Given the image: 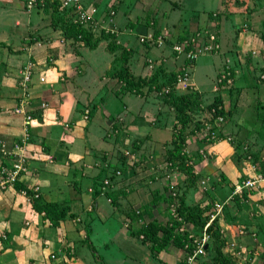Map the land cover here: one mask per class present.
I'll return each instance as SVG.
<instances>
[{"label": "crops", "instance_id": "obj_1", "mask_svg": "<svg viewBox=\"0 0 264 264\" xmlns=\"http://www.w3.org/2000/svg\"><path fill=\"white\" fill-rule=\"evenodd\" d=\"M101 1L109 2L110 0H83V5H94L96 7L100 5ZM146 1L148 3H144L145 5L142 6V8H144V13H146V15L149 14L152 19H154L156 27L160 30V34L169 30L173 36L170 37L173 39H180L184 36H190L193 32L195 33L196 29L197 31L209 29L208 26H206V24H208V19L205 17L209 0H169L172 2L174 7L166 4L164 7L168 8L167 12H162V15H159L157 12L160 0ZM122 5L123 2L121 0H115L114 5L110 6V8L114 11L113 16L110 18L111 22L113 20L111 26H114L116 29L119 27L120 23H118V18H116L115 15L121 7V15H119V17H121L124 21H128L129 26L133 28L134 26H132V21L134 22V19L132 17L131 10L130 12L127 11L128 8L125 9ZM41 9V7L39 8L35 6L29 10L30 12H26L24 8V0H0V140H4L8 145L12 140L20 136L22 132V129L20 131L18 128V125L21 126L20 121L17 122V120L12 117V114L9 113V108L14 106L15 98L17 96L14 86L16 85L15 80L17 82L16 76L19 73V68L27 58H33L39 68L37 70L38 78L40 76H43L44 78L43 82H39L37 78V82L31 88V92L34 95L33 105L37 108L38 102L43 100L46 102L47 106L43 109L39 108L36 110L37 114L35 116V121L29 130L31 139H33L34 136L36 139H40L39 143L32 141L33 144L38 146V151H35L34 148L28 144V170L18 179V184L27 187H36L39 193L38 198L41 201H54L57 204L58 209L64 211V214L62 218L58 219L56 226H51V224L47 223L49 220L42 215L41 212L36 211L32 207L31 203L23 201V199L18 195L17 188L15 186L0 192V264H51L49 260L57 259L59 256L57 253L59 252L64 254L62 255V258H64L65 261H60L59 259L53 261L54 264H76L79 260H75L76 257L74 256V251L78 245H81L77 235L78 232H76L74 227L71 226L69 221L71 214L78 216V218L81 219V225L83 224V226L87 228L86 240L88 241L89 246H91L92 251H94L93 242L90 241L93 228L98 227L99 229L108 232L107 225L111 215L108 213L109 211H107V204L118 210L121 216L123 215L120 222V225L122 226L121 223H123L125 215L124 212L119 209L120 203L122 202L123 205L130 204L132 201L129 200V197H138L140 199L142 195L153 190L150 193V199L146 200L147 203L135 201L131 204V207L134 209V206H137V210H135L137 215H135V217L141 218L143 221H158L160 218L158 206L161 204L159 201L160 198L158 199V194H160V192L156 191V186L152 183L156 180H163L164 182L168 181L171 184L170 187L175 190L174 185L169 180L168 173V179L164 176L155 180L151 179L147 181L149 184H144L145 186L143 185L141 187L140 184H137L139 187L136 188L134 187L135 184H133L127 177L128 172H121L117 169V166L120 163L119 162L117 165L115 164L111 167L113 171H102L100 169L101 167L98 166V169L96 168L97 172L99 171L98 175L95 177H88L90 178L89 180H87L86 177H83V179L87 181V188L92 185L93 190L96 188V191L92 193L80 191L76 181L78 180L77 178L82 175L86 176V172L88 171L83 170H86V166L89 165L90 159L89 154L84 155V152L82 151L83 137L89 132L88 128H86L85 131H82L79 128L78 131L75 132L76 126H74L71 130L72 133L70 132V134L64 133V131L61 133L56 129V125H59V122L63 120V115L60 109L68 108L67 105H69V103L72 104L73 102L70 99V96L72 95L68 90L71 85L66 86L63 84L67 83L69 76L72 75V72L67 73L64 71L65 69H69L67 60L74 58L72 49H76L78 46L75 47V45L79 44L80 41L75 42L70 38L64 39L61 36V31L58 28H53L48 21L44 23L45 20H36L35 16L37 15L42 16L41 18L45 17L42 15L40 11ZM263 12L264 0H240L238 4H236V7L225 0V60L222 66L227 65L231 68L234 67L237 69L235 70L232 68L233 82L227 89L229 91H227L225 95V101H227L228 104H230L228 100L232 101L233 99L231 89L237 79L242 81L244 85L243 87L249 86L255 88V85L257 84L258 87L255 89L264 93V77H261L259 73L264 65ZM135 15L137 16L138 14ZM170 17L175 18L172 20ZM187 18L189 23L186 22ZM193 20L194 22H192ZM213 23H215V26L212 25L213 27L210 30L213 29L215 31L218 43H220L219 34L220 30H223V27L221 24L217 25L216 21ZM243 24L246 25L245 28L242 27ZM258 24H260L262 28L257 27ZM132 28H129L128 34L117 29L115 38L116 42L123 44L130 52V57L128 58L126 65L133 74H135V70H141L145 73L142 72L139 75L147 76L146 74L150 72L148 67L145 66V60L147 59L152 60V66L153 63L156 65L161 62L162 67L167 71L181 68L184 63L183 56L171 53L167 44L161 47H145L144 45L143 50H131L128 42V40L131 39L128 38ZM183 29L186 30L184 31ZM140 30L141 33H144V30ZM148 30L149 28H147L145 32H149ZM122 34H125V37H123V40L121 41L119 37ZM57 43L59 45H57ZM53 44L56 47L55 51H51L52 49L49 47L53 46ZM92 50L94 51V49ZM252 51H254V53H252ZM79 52L80 50L78 53ZM217 53L218 49L208 56H214ZM108 55L110 56L111 61L112 54L108 53ZM137 57L141 58V60L145 57L146 58L142 62L141 60L138 61ZM47 58L49 60H47ZM206 61L207 59H203L200 63ZM248 68L251 69V74ZM43 70L50 71V80L48 82L45 81L46 77L43 74ZM78 71L80 73L81 69ZM257 75H259V79L257 78ZM111 79H113L114 83H116L114 78ZM250 79H252L254 83ZM56 82L62 86L60 88L56 87ZM189 86L199 94V106L202 107V100L205 102L203 94L197 90L194 83ZM146 92L148 91L145 89L143 90L142 95L129 92L115 94L114 92L115 97L118 96L122 98V100L119 99V104L116 105V111L113 119L116 121L118 126H114L116 129H114L115 132L112 133L114 128L113 121L111 123V121L107 119L105 121L107 124L103 123L106 127L107 133L102 137L104 139L105 136L113 138L111 146L112 150L109 152L102 151V158L104 154H107L103 159L113 157V147L118 146V148H121L123 145V139H130V136L131 144H138L135 149H137L136 151L139 150V152H137V156L142 159H145L147 156L161 157L165 149L169 147L167 142L169 141L170 136H164L163 130L169 131L174 122L173 108L162 98H156L157 100H153L151 98L152 90L149 91L150 95L146 94ZM220 93L221 92L219 91L217 94L221 97ZM133 96L141 99L142 103L136 102L135 105L134 102L136 100L132 98ZM130 97L132 99H130ZM220 101L223 102L222 98ZM143 102H145V105L148 103L151 105L149 109H145ZM78 109L82 112L83 109L90 108L88 105H84L82 108ZM226 111L227 113L229 112L228 110ZM88 112L90 116L91 112L89 110ZM263 114L264 111L259 112V115H256L257 119ZM144 118H149L147 123ZM224 125V123L221 124L218 130L220 131V134L225 131L223 133L226 134L225 137L227 139L231 137L233 133L226 131ZM262 125L258 122L256 125L257 129H264V123H262ZM204 126L210 128L212 123L208 120L204 121ZM126 128L132 134L126 135L121 132V129ZM143 130H146L144 138H142V134H144V132L142 133ZM257 131H252L249 135L241 133V136H243L242 140L248 141L249 139L255 138L264 143V136H258ZM109 132L110 134H108ZM195 133L196 135L188 136V149L191 151H189L190 153L188 152V154L191 156L194 169L193 172L198 175L196 180L197 186H199L198 182L200 179L206 178L209 182L208 176L210 174L205 175L204 173L209 171L208 164H214L217 159L222 161L231 152V150L226 139L225 141L220 140L215 144L212 143L214 145H210L209 143L212 142L209 141L208 138L210 129L198 130L195 131ZM53 134L55 136L51 138V135ZM201 137H204V139H201ZM224 142L225 144H223ZM39 145L43 146L44 149L40 150ZM224 146L225 150L219 151ZM185 148L187 151L186 145ZM141 149L143 150V153H141ZM200 149L201 151H199ZM223 152L226 154L225 157H223ZM198 154H201L202 157L198 156ZM47 157H51L53 160L48 161L46 159ZM90 157L93 158L90 160L91 163L93 160L94 163H98V161H100V158L96 155H91ZM261 159L262 157H260L259 160ZM83 160L88 162V164H85V167L82 163ZM227 164H225L227 168L226 171L228 173L227 177L224 176V178H220L219 176L216 178L217 182H215V177H212L217 187L214 189L210 187V183V185L206 183L207 186L204 188L208 190L213 197H216L214 202L221 200L219 199V194H214V190L218 188L219 193L221 184L223 182H228L234 175L235 171H230L231 169H229V167L232 168V165L230 164V166H228ZM142 165L146 164L142 163ZM260 165L264 166V159H262ZM66 167L68 169L71 168L72 171H63ZM78 169H81L82 171H79ZM119 173H121V175ZM219 173L220 175H224L225 172L222 171ZM176 175L177 173H174V177H176ZM67 176H70L71 181H75V183L71 182V189L70 184L67 181ZM106 177L111 178L109 185H104L102 183V180ZM86 181L83 182L86 183ZM103 188L104 190L100 191V189ZM196 193L197 190L194 194V198H198ZM257 193L259 192L256 191V194ZM262 193L263 192L261 191L258 194L259 199H261V201H259L261 202L259 204L260 208H255V216H251L252 220H255V222L259 220L257 223L260 224H262L264 220V197ZM153 203H155V206ZM217 203L221 204V207L215 214V218H217V221L220 224L219 220L221 217L225 224V207H223L225 205V199L223 198L221 202ZM221 210L224 214L220 213ZM238 211L239 214L245 212L244 206L240 205ZM128 219L130 220L131 217H128ZM232 220H234V217H231V221ZM123 227L125 228L126 224H124ZM136 241L139 242L140 245L148 248L145 243H142L137 239ZM52 244H55L57 249L49 250L48 254L52 252L55 255V258L49 259L48 255V258L46 259L43 251ZM132 249H137L138 251L141 250L142 252L145 250L144 248L141 249L136 247V244L135 248ZM163 253L164 251H160L154 255L155 259L153 260H156L157 264H164L162 258ZM69 260H72L73 262H68ZM146 260H150L148 253Z\"/></svg>", "mask_w": 264, "mask_h": 264}, {"label": "rangeland", "instance_id": "obj_2", "mask_svg": "<svg viewBox=\"0 0 264 264\" xmlns=\"http://www.w3.org/2000/svg\"><path fill=\"white\" fill-rule=\"evenodd\" d=\"M121 1L123 2L122 6L125 7V9L128 8L127 11L130 12L131 10V14L134 19V22L132 21L133 22L132 26L134 27L132 28L131 26H129L128 21L126 20L124 21L121 17H119V15H121V7L119 8L117 14L115 15V17L118 18V23H120L119 27H117L119 31H123L128 34L129 28H132L130 32V36L128 38V39H131V40H128L130 44V49L131 50L133 49L134 51L143 50L144 45L145 47H149V46L153 47L151 45H146L145 43H140L138 41V35L145 34L147 32V31L145 32L147 28H149L148 30L149 32H152L153 29H157L156 35L160 34V30L158 27H156L155 25L156 23L154 19H152V17L149 14L146 15V13H144V8H142V6L145 5L144 3L147 4L148 2L146 0H121ZM171 1H176V0H171ZM239 1L240 0H227V2L230 4H233L234 7H236V4H238ZM114 3H115V0H110L109 2L101 1L100 5L96 6L97 8V12H96L97 18L96 19L98 22L96 26H93L91 28L92 34L94 37H97L99 35L100 30L102 29L109 30V28H112L113 33L116 35L117 29L114 28V26H111V23H113V20L111 22V19H110L113 16L114 12L110 17H108L110 6L114 5ZM166 4H169L170 6L174 7L172 2H170L169 0H160L159 6L157 8V12L159 13V15H162V12H165V13L167 12L168 8L164 7ZM207 7L208 8L206 10V16H205L208 19V24H206V26H208L209 29L207 30L211 31L210 29L213 26H215V23H213L214 21L217 22V25L221 24V26L223 27V30H220V34H219L220 43H219L218 53L215 54L214 56H208V55H211L208 53L197 55L195 61L186 68V72L188 76V82L186 84L193 85L194 83L197 90H199L203 94L204 99H205V102H203L202 100V107L199 106L198 108H196L195 111H193V109L191 110L192 115H194L193 118H197V122L204 123V121L208 120L210 123H212V125H215L217 117L223 118V121L221 123L218 122V127H216L215 125L216 129L212 130L217 140L212 139L211 140L212 142L209 144L214 145L220 140L225 141L226 134L223 133L225 131L221 132L222 134H220V131L218 130L221 124L224 123L226 131H230L233 133L231 137H229V139H226V141L228 142V146H230L231 152L227 155L228 157L226 156V158L223 159L222 161L217 159L215 160L214 164L209 163L208 164L209 171L204 172L205 175L210 174L208 176L209 182L206 180V178L200 179V181L198 182L199 186L194 189L189 188L188 190H186L184 198L187 204H190V205L193 204L194 206H197L200 209H205V214H207L208 216L207 219H208L209 214L214 212V205H213L214 200H212L211 198H208L210 196L205 194L206 189L204 188L205 186H207L206 183L208 185L211 184L210 187L215 189L217 187V185L215 184V182H217L216 178L219 176L220 178L222 177L224 178V176L227 177L228 173L226 171L227 168L225 164L228 163L227 164L228 166H230L231 164L232 168L229 167V169H231L230 171H235L232 179H229L228 182L226 183L223 182L221 184V187L219 188L220 190L219 193H218V188L214 190V194H217V195L219 194L218 195L219 199L221 200H223V198L225 199V205L223 206L225 207V211H224L225 212V224L221 217L219 220L221 225L218 223L219 229H220L219 230L220 235L224 239V242H225V245L222 251L224 254H226L230 258L233 264H264V220L262 224H260V223H257L259 220L255 222V220H252L251 218V216H255V208L256 209L260 208L259 204L261 202L259 201H261V199H259L258 194L262 191L263 192L262 195L264 197V184L261 187L257 188L256 190L251 191L252 193L254 192L253 194L249 192L246 195H244V197L243 196L240 197L237 194L231 195L232 187L236 183H239L244 177H246L245 175L246 173H248V167L250 163H252V165L256 169H264L262 168L264 166L260 165V162L262 161V159H264V150H263L264 143L263 142L255 138H252V139H249L248 141H243L244 146L240 145L242 142L239 143V145L234 146V142H236L238 139L243 138V136H241V133L242 134L245 133L249 135L252 131L255 132L258 130L256 126L258 122H260L261 125L262 123H264V114L261 115L258 119L256 117L257 114L259 115V112L264 111V93L259 92L257 89H255L258 87L257 84L255 85V88L249 87V86L243 87L244 85L242 81L240 79H237V81L234 83L233 88L231 89V93L233 94L232 101L228 100L230 104H228L227 101H225L226 92L229 91L227 90L228 88L219 89L216 87V71H218L217 69H219V67L224 64V60H225V0H209ZM25 11L30 12L26 10V8H25ZM40 11L42 15H44L46 18L45 17L41 18L42 16L37 15L35 16V19L45 20L44 23L46 21L49 22L48 20L49 18L47 15L48 10L44 12V10L41 9ZM135 14H138V15L136 16ZM174 18L175 17H172V18L170 17V19L172 20ZM48 22H47V25H48ZM186 22L189 23L188 18ZM192 22H194V20ZM245 27L246 25L243 28ZM257 27L262 28L260 24H258ZM140 29L144 30V33L143 32L141 33ZM183 30L185 31L186 29H183ZM263 32H264V29H263ZM193 34L194 32L191 33L190 36ZM160 35L163 36V38L165 39V43L167 44L169 48L171 47L173 42L177 40V39L172 38L173 36L171 35L169 30H167V32L165 33L164 32L161 33ZM123 37H125V34L120 35L119 39L122 41ZM58 43L57 45L60 44ZM104 45H105V41L100 40L93 51L92 49L87 48L80 41L79 44L75 45V47L77 46L78 47L74 50L72 49L74 58L67 60L70 70L65 69L64 71L67 73L72 72V75L69 76V80L67 81V83H63V84H65L66 86L71 85V87L68 88V90L70 94L72 95L70 96V99L73 102L72 104L69 103V105H67L68 108L60 109L63 115V120L59 122L60 126L56 125V129L59 132L62 133L64 131V133H69V134L71 130L74 128V126H76L75 132H77L79 128L82 131H85V129L88 128L89 132L83 137V143H82V146H83L82 151L84 152V155L89 154V158H90L89 165H87L88 167L86 166V170H83V171H88V172H86V176L82 175L81 177L77 178L78 180L76 181L78 183L77 185L80 191L81 192L85 191V193L86 192L92 193L96 191V188L95 190H93L92 185L87 188L86 186L87 181L84 180L83 177L84 178L86 177V179L89 180L90 178L88 177L90 176L95 177L96 175H98V172H99V171L97 172L98 166L101 167L100 169L102 171L103 170L113 171L111 167L115 164L117 165L120 161H123V160L125 164L127 165H130L131 163H133L132 161L138 158H140L139 160H141V161L136 160L138 163H144L146 161L145 159H142L141 157L137 156L138 154L137 152H139V150L138 151H136L137 149L133 150L134 147L131 145L130 135H129L130 139L129 138L123 139L122 141L123 145L121 148H118V146L113 147V153H112L113 157L103 159L107 155V154H104L102 158V151L109 152L112 150L111 146H112V140H113L112 137L105 136V139L102 137L103 135H106L107 133L106 127L104 125V124H107L105 121L107 119L111 121V123L112 121H114L113 119H114V114L116 111V105L119 104L118 103L119 99L122 100V98L118 96L116 97L114 96L115 95L114 92L116 90L115 88L118 87L117 86L118 84L114 83L113 79L105 77L103 75L105 69H107L110 64V56L104 50ZM49 47L50 49H52L51 51L56 50V47L54 46V44L53 46H49ZM79 50L80 52L78 53ZM179 56H182V55H179ZM111 57H113V54L111 55ZM148 57H151V56H148ZM144 59L141 60V58L137 57L138 61L141 60L143 62ZM203 59H207V61L200 63V61ZM145 63H147L146 60H145ZM154 65L155 64L153 63V66ZM145 66H147V64H145ZM232 68L237 70L234 67ZM80 69H81V72L79 73L78 70ZM153 69L148 68L150 72L146 75L148 76L149 74H151ZM248 70L251 74V69L248 68ZM142 72L143 71L141 70H135V75H139ZM49 73L50 71L43 70V74L46 77V80H45L46 82L50 80ZM259 73L260 75H262V77H264V65L262 66L261 71ZM17 76H16V79L18 78ZM37 78H38V73L35 69L30 79L29 86L31 88L37 82ZM257 78L259 79V75H257ZM56 80H57V77H56ZM250 80L254 83L252 79ZM15 83H16V80H15ZM55 86L60 88L62 85L56 82ZM182 86H183L182 84L176 85V90L183 91L186 88H189V86L187 85L185 86V88H183ZM14 88L18 96L19 89L17 87V84L14 86ZM219 91L221 92L220 94H221V98L223 101L222 111L216 114L215 113L216 109L218 106H220V103H218L219 101H217V98H216V95ZM146 94L150 95L149 91L146 92ZM151 95H152L151 98L153 100H157L158 98L163 99V97H161L159 93L155 90H152ZM234 95L236 98L234 97ZM134 96L132 98L136 100L134 102L135 105H136V102L142 103L141 99L136 98ZM16 98H15V101H16ZM132 98L130 97V99ZM143 103L145 105V102ZM11 105H8V106H11ZM84 105H88V107L90 108L88 110L91 112L90 116L86 120L82 119L81 117L82 112L85 109H83L82 112H80L78 109V108H82ZM150 106L151 105L148 103L144 107L145 109H149ZM9 110H10L9 113L12 114V117H14V119L17 120V122H19L21 120V115L14 114L11 111V107L9 108ZM226 110H228L229 112L227 113ZM252 112H253V115H252ZM255 117L257 120L256 119L254 120ZM127 118H128V115H127ZM144 120L147 123L149 118H144ZM64 122L68 123L69 125L68 128L63 126ZM95 123H98V124H95ZM171 127L169 131L163 130L164 136L171 137V133H172ZM18 128L21 131L20 125H18ZM114 129H116V127L113 128L112 133L115 132ZM203 129L207 130L208 128L204 126ZM121 132L125 133L126 135L132 134L128 131L127 128L121 129ZM143 132L144 134H142L143 135L142 138H144L146 130H143L142 133ZM257 132H258L257 134L258 136L259 135L264 136V129L258 130ZM108 134H110V132ZM216 134H220V137L218 138ZM189 135L190 136L196 135V133L194 134L189 133L186 136L187 137V141H186L187 151H186V148L184 150L187 155H190L188 154V152L190 151V149H188L189 148L188 146L189 144L188 136ZM54 136H55L54 134L51 135V138H53ZM208 138L211 139L210 135H208ZM230 138L232 139L230 140ZM32 141H34L35 143H39L40 139H36L34 136L33 139L30 138V140L28 141V144L32 148H34L35 151H38V146L36 144H33ZM223 144H225V142ZM39 147H40V150L44 149L43 146L41 145H39ZM242 147H244V149H241ZM224 150H225V146L222 147L219 151H224ZM140 151L141 153H143L142 149ZM199 151H201V149ZM91 155H96L97 157L100 158V161H98V163L97 162L94 163V160H93V162L91 163L90 160L93 159L92 157H90ZM225 155H226L225 152H223V157H225ZM164 157L165 156H162L158 159L163 160ZM260 157H262L261 160H259ZM46 159L48 161L53 160L51 157H47ZM82 163L84 167H85V164H88V162L84 160L82 161ZM109 163H113V164H109ZM119 165L120 164H118V166ZM158 167H159V164H157L156 167H154V164H149V169L146 170L144 165H142V166H139L137 170H134L132 172L128 170L127 177L133 184H135L134 187L136 188L139 187L137 186V184H140V187H141L144 184L146 185L149 184L147 181L150 178V175H149V172H151L150 170H155ZM69 170L72 171L71 168L68 169L67 167L63 169V171H69ZM78 170L82 171L81 169H78ZM222 171L225 172L224 175H220L219 172H222ZM164 173L165 174L163 176L166 179H168L167 178V173H168L169 180L174 185L175 190H173L170 187L171 184L168 181L164 182L163 180H156L154 183H152L156 186V191L160 192V194H158L159 195L158 199L160 198L159 201L161 203L158 206L160 218L157 221V223H160V224H163L166 222L168 223L169 219H171L175 215V207L177 204L175 196L178 195L180 192H182V189H184V176L180 172L176 171L175 169H172L171 171H166ZM174 173H177L176 177H174ZM119 174L121 175V173ZM212 177H215V182ZM82 180L86 181V183H84ZM110 180H111L110 177H106L102 180V183L104 185H109ZM67 181L70 184V189H71V182L75 183V181H71L70 176H67ZM167 185L168 187L165 189L164 187ZM103 190L104 188L100 189V191H103ZM196 190H197L196 194L198 198H194L195 197L194 194ZM152 191L142 195L140 199L138 197H135V198L129 197V200L132 201L130 202V204L123 205L122 202L120 203L119 209H121L125 215L123 223H121L122 226L120 225V222H121V218L123 215L121 216L118 210L114 209V207L112 208L111 205L107 204L108 205L107 211H109L108 213H110L111 215V218L109 219V223L107 225L108 232H105L104 230H101L98 227H94L92 230L91 236L89 235L90 241L93 242V246H94L93 253H92V250L89 249L88 247L89 243L86 240L87 228H85L83 224L81 225L80 223L81 219L78 218V216H74L73 214H71L69 217L70 224L72 227H74L76 232H78L77 235L79 237L80 245L82 246L81 247L78 245L74 251L75 253L74 256L76 257L75 260H79L76 262V264H157L156 260H153L155 259V257L151 255L149 249L146 246L140 245V243L136 241V236L131 235L129 233V231L137 230L144 223V221H146V220L143 221V219L141 218L132 216V212L133 210L134 211L137 210L136 209L137 206H134V209H133L131 207V204L135 201H139L140 203L141 202L147 203L146 200L150 199L151 197L150 193ZM256 191L259 193L256 194ZM213 198L215 199L216 197L214 196ZM221 200H217L216 203L221 202ZM153 205L155 206V203H153ZM240 205L244 206L245 212H242L239 214L238 210H239ZM224 212L222 210L220 211L221 214H224ZM128 217H131V219L129 220ZM231 217H234V220L231 221ZM124 224H126L125 228L123 227ZM184 226H186L188 230L192 228V226L188 223L184 224ZM193 233L195 234V236L198 235V232L194 231ZM137 240L141 241L143 239L138 236ZM134 243L136 244V247L141 248V249L144 248L145 249L144 252H142L141 250L138 251L137 249L135 250L132 249V248H135ZM143 243L150 246V241L148 240H145ZM205 243L207 244V249L203 250L204 251L203 253H198V255L196 256V259L193 261L194 264H216L215 261L212 259V255H213L212 248L214 244L213 242H211L209 236L206 238ZM56 249H57V246L55 244H52L48 248L44 249L43 253L45 255V258L46 259L48 258L49 250H56ZM162 251H164V253L162 254L164 264H179L180 261H182L183 259L182 256L184 255V251L178 247H175L172 244H167L163 248ZM147 253H148L150 260H146ZM57 254L59 255L58 258L56 256L57 259L49 260L51 264H54L53 261H56L59 259L60 261L62 260L65 261V259L62 258V255H64L63 253L61 254L59 252ZM54 258H55V255H54ZM54 258H49V259H54ZM68 262H73V261L69 260ZM159 263H160V258H159Z\"/></svg>", "mask_w": 264, "mask_h": 264}, {"label": "trees", "instance_id": "obj_3", "mask_svg": "<svg viewBox=\"0 0 264 264\" xmlns=\"http://www.w3.org/2000/svg\"><path fill=\"white\" fill-rule=\"evenodd\" d=\"M35 2V6L41 7L43 10H45V12L48 10L47 15L49 18V24L52 25L53 28H58L61 31L62 38H70L77 42L81 41L89 49H94L100 40L105 41L104 50L109 54H113V57L110 61V65L107 69H105L103 75L116 80L118 87L115 90V94L129 92L142 95L144 89L146 91L155 90L173 108L174 122L171 127V137L168 141L169 147H167L162 154V156L165 157L163 160H160L158 159L160 156H147L145 157L146 161L144 163L146 165H144V167L146 170H148L149 164H154V167L159 164L158 168L155 170H150L151 172H149V180L158 179L165 174L164 172L175 169L184 176V189H182V192L175 196L177 201L175 215L169 219L168 223L166 222L160 224L157 223V221L148 220L144 222L137 230L130 231V234L135 235L136 239H138V236L142 238V243L145 240L150 241V246H147L151 255L153 256L156 253L162 251L167 244H172L175 247L182 249L184 251V255L182 256L183 259L179 264H185L184 256L194 247L192 240L193 238L199 236L201 229L208 217L207 214H205V209H200L193 204H187L184 198L186 190L189 188L194 189L198 187L196 180L198 175L194 174L191 156L187 155L184 149L187 141L186 136L189 133L192 134L195 133V131L202 130L204 128V123L197 122V118H193L194 115L191 113L192 109L195 111L196 108L199 107V94L191 88L185 89L183 91H177L176 75L179 74L181 70L174 69L167 71L162 67L161 62L154 66V69L148 76L133 74L126 65L127 60L130 57V52L124 47L123 44L116 42L115 34L113 32L102 29L100 30L99 35L94 37L92 30L88 26L72 21L73 11L71 6L59 9L60 0H35ZM152 33L155 36L157 34V29H153ZM165 88H168L167 92H163ZM216 98L217 101H219L218 103H220V106L217 107L215 112L217 114L222 111V102L220 101L221 97L219 94L216 95ZM88 116L89 112L87 113L85 120L88 119ZM113 126H118L115 120L113 121ZM68 127L69 125L67 128ZM213 129H216L215 125H212L210 128V133L213 132ZM216 136L219 138L220 134H216ZM201 139H204V137H201ZM231 139L232 138H230V140ZM211 140L212 139H209V141ZM239 143H241L240 145L244 144L242 139H238L236 142H234V146L239 145ZM131 145L134 147L133 150H135V147L138 146L136 143ZM241 149H244V147ZM198 156L201 157V154H198ZM0 157L2 156L0 155ZM139 159L140 158L137 160L141 161ZM119 164L120 166H118L117 169H119L121 172L125 170L134 171L142 165V163H138L136 160H134L130 165L125 164L124 160L123 163L120 161ZM14 186L17 189L25 187L24 185L18 184V180L15 182ZM167 187L168 185L164 188L166 189ZM256 189H244L242 196L244 197V195ZM205 194L210 196L208 198L214 200L212 197L213 195L209 193L208 190L205 191ZM31 204L36 211L43 212V215L51 222V225L53 226H56L58 219L62 218L64 214V211L59 210L57 204L54 201L45 202L38 198L32 200ZM134 212L132 213L133 217L137 215L136 211ZM186 223L192 226L190 230L184 226ZM192 230L193 232H198V235L195 236ZM219 230L217 218H213L206 227V232L208 233L211 242L214 244L212 248V259L216 264H233L230 258L222 251L225 242L221 237ZM89 248L92 250L91 246H89ZM206 249L207 244L205 250Z\"/></svg>", "mask_w": 264, "mask_h": 264}, {"label": "built area", "instance_id": "obj_4", "mask_svg": "<svg viewBox=\"0 0 264 264\" xmlns=\"http://www.w3.org/2000/svg\"><path fill=\"white\" fill-rule=\"evenodd\" d=\"M35 0H24V6L26 10H30L35 7ZM67 6L72 7L73 15L72 21L78 24H83L88 26L90 29L97 24L96 12L97 8L94 5H83V0H60L59 9L65 8ZM113 9H109L108 17L113 14ZM245 25L243 24L242 27ZM105 31L113 32L112 28L104 29ZM138 41L140 43H145L151 46L161 47L164 46L165 39L162 35H153L152 32H146L145 34L138 35ZM219 48V43L217 36L214 30H202L195 31L191 36L181 38L176 40L171 45L170 52L175 53L176 55H182L184 63L181 66V72L176 75L177 85L182 84L183 88L189 86L186 84L188 82V76L186 68L195 61L197 55L201 54H211L217 51ZM254 51H252L253 53ZM47 60H49L47 58ZM147 67L154 68L152 66V60L147 59ZM39 69L35 60L33 58H27L26 61L20 66L18 78H17V87L19 89V94L16 98L14 106L11 108V111L14 114L21 115V129L22 132L20 136L12 140L8 145L4 140H0V192L7 188H13L15 182L28 170V141L30 139V128L33 122L35 121L36 110L45 108L47 106L46 102L40 100L38 102V107L33 105V94L31 92L30 79L34 72ZM262 77V75H261ZM39 82H43V76L38 78ZM233 82V71L227 66H220L219 70L216 73V87L219 89H227L231 86ZM190 88V86H189ZM188 89V88H186ZM215 89V88H214ZM168 88H165L163 92H167ZM88 109H85L82 112V118L87 117ZM223 121L222 117L216 118V127H218V122ZM64 127L68 126L67 122L63 123ZM209 129V128H208ZM211 139H216L214 132L210 133ZM229 139V138H227ZM127 152V151H126ZM264 168V167H262ZM248 174V175H247ZM264 184V169H256L252 163L248 167V173L239 183H236L231 189V195L237 194L242 196L244 189L251 190L259 188ZM18 195L26 203H31L32 200L38 199L39 193L36 187L25 186L17 189ZM214 212L209 214V218L203 225L201 232L198 237L193 238L192 242L194 247L190 252L184 256L185 264H194L193 261L196 259L198 253H203L205 250L204 245H206L205 240L208 237L206 232V227L209 222L215 218V214L220 210L221 204L214 202ZM43 215V212H41ZM48 224H51L50 221H47ZM181 229V228H179ZM50 258H54V254L49 255Z\"/></svg>", "mask_w": 264, "mask_h": 264}, {"label": "water", "instance_id": "obj_5", "mask_svg": "<svg viewBox=\"0 0 264 264\" xmlns=\"http://www.w3.org/2000/svg\"><path fill=\"white\" fill-rule=\"evenodd\" d=\"M206 247V245H204V248Z\"/></svg>", "mask_w": 264, "mask_h": 264}]
</instances>
